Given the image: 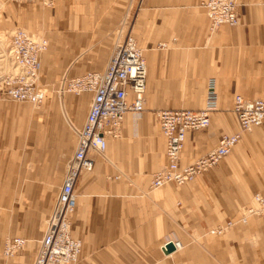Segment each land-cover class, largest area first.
<instances>
[{
	"label": "crops",
	"instance_id": "obj_1",
	"mask_svg": "<svg viewBox=\"0 0 264 264\" xmlns=\"http://www.w3.org/2000/svg\"><path fill=\"white\" fill-rule=\"evenodd\" d=\"M205 1L144 0L136 14L134 32L147 62L145 105L139 115L124 114L105 154L91 153L93 170L76 180L70 219L82 247L75 264H264V216L209 233L235 219L239 204L251 205L252 194L264 196V121L192 181L150 187L152 174L166 163L155 110L199 109L208 79L215 78L218 112L207 128L186 132L184 168L220 135L238 131L236 95L264 99V0H237L241 23L212 34ZM127 2L56 0L46 10L40 0H8L0 31L8 38L13 27L25 26L47 35L39 84L54 91L65 79L105 69ZM91 97L65 95L74 127L83 125ZM74 145L54 94L37 106L0 100V264H33ZM11 234L27 243L5 258L1 251ZM170 241L182 247L165 253Z\"/></svg>",
	"mask_w": 264,
	"mask_h": 264
},
{
	"label": "built area",
	"instance_id": "obj_2",
	"mask_svg": "<svg viewBox=\"0 0 264 264\" xmlns=\"http://www.w3.org/2000/svg\"><path fill=\"white\" fill-rule=\"evenodd\" d=\"M34 2L36 0H14ZM45 7L55 0H40ZM144 0H136L138 10ZM210 33L220 26H237L240 21L237 0H206L203 2ZM125 17L118 29L116 40L105 69L101 72H85L63 80L65 89L75 93L92 94L84 123L74 128V152L66 165L65 176L46 219L45 231L38 240L33 264H75L81 252L82 241L75 237L71 228V213L76 204L75 183L81 172L92 171L94 159L91 153L104 155L107 137H116L121 129L124 114L139 115L146 100L147 62L143 50L131 31L123 34ZM48 40L25 28H14L8 38L0 37V100L9 98L18 102L40 105L47 99V90L39 84L40 55L47 49ZM130 95V100L128 96ZM218 110L216 80L211 77L206 84L202 108L198 110L161 109L155 112L159 128L166 140V163L152 174V189L174 181L178 185L192 181L204 171L217 165L221 158L230 154L242 132L260 126L264 121V99L246 98L236 95L233 111L239 130L220 135L216 146L205 156L190 165L180 168V151L188 130L207 128L212 114ZM264 215V196L259 192L252 197L233 220H226L209 230L219 235L236 224H246L249 218ZM27 239L11 236L6 239L3 255L18 253ZM175 249L181 248L179 241L173 242Z\"/></svg>",
	"mask_w": 264,
	"mask_h": 264
},
{
	"label": "rangeland",
	"instance_id": "obj_3",
	"mask_svg": "<svg viewBox=\"0 0 264 264\" xmlns=\"http://www.w3.org/2000/svg\"><path fill=\"white\" fill-rule=\"evenodd\" d=\"M8 0H0V22L1 21H3L2 19H3V15H4V7L6 6V5H8ZM9 3H11V1L9 2ZM55 3H56V0H55V2H54V5L53 6H51V7H44L46 10L48 9V10H50V9H52L54 6H55ZM139 10H138V7H137V5H136V0H128V2H127V5H126V8H125V11H124V16H123V19L126 17L127 18V24H123L122 26H123V34H125V33H128V32H130L131 31V33H132V35L136 38V36H135V30H134V20H135V17H136V14H137V12H138ZM123 19H122V21H123ZM1 23H3V22H1ZM122 23V22H121ZM121 23L119 24V26L117 27V29L120 27V25H121ZM241 23V19H240V21H239V24ZM238 24V25H239ZM237 25V26H238ZM223 26H226V27H228V28H231V29H233V28H236L237 26H227V25H223ZM18 27H20V28H25V29H28L27 27H25V26H17V27H13V29L14 28H18ZM29 30V29H28ZM39 34V33H38ZM115 34H116V32H115ZM40 35L41 36H44L47 40H48V37H47V35L46 34H44V33H40ZM0 37H3L4 39H6V36L0 31ZM137 39V38H136ZM40 75H41V70H40ZM40 79V78H39ZM43 87H45L46 88V90H47V100L48 99H50V98H52V96H53V94H54V96L57 98V100H58V104H59V106H60V108H61V111H62V115H63V121H64V124H65V126H66V128H67V130L69 131V132H71L72 134H73V136H74V138H75V131H74V124H73V122L71 121V119L69 118V116L67 115V111H66V104H65V101H64V97H65V95H67V94H82V93H87V92H84V91H82V92H79V93H75V92H72V91H68V90H66L65 89V86H64V84H63V82L61 83V84H59V86L54 90V91H52V90H50L49 88H47L46 86H44L43 85ZM205 92H206V88H205ZM205 92H204V97H205ZM203 103H204V100H203ZM202 106H203V104H202ZM202 106H200V108H202ZM199 108V109H200ZM158 110H161V109H157V110H155L154 111V113L156 112V111H158ZM195 110H198V109H195ZM232 110H233V108H232ZM215 112H218V110L217 111H215ZM214 112V113H215ZM234 112V111H233ZM213 113V114H214ZM212 114V115H213ZM76 128H79L78 126H75ZM238 130H239V128H238ZM243 133V132H242ZM242 136V135H241ZM235 147V146H234ZM233 151H234V148H233V150L230 152V154L231 153H233ZM209 152V151H208ZM203 156H205V155H203ZM202 156V157H203ZM69 160V159H68ZM68 160L66 161V165H67V163H68ZM66 165H65V169H66ZM211 169V168H210ZM209 170V169H208ZM207 171V170H206ZM205 172V171H204ZM203 172V173H204ZM202 174V173H201ZM253 195L254 194H252V196H251V198L253 197ZM252 200V199H251ZM247 204L246 203H241V204H239L238 205V208H237V214L239 213V211L240 210H242V208L244 207V206H246ZM49 215V214H48ZM264 216V215H263ZM260 217H262V216H259V217H252V218H260ZM45 223H46V220H45ZM241 225H244V224H241ZM228 232V231H227ZM11 236H16L15 234H11ZM10 236V237H11ZM7 239V238H6ZM6 241V240H5ZM38 242V241H37ZM26 247V245L24 246V248ZM24 248L22 249V250H24ZM21 251V250H20ZM36 252H37V250H36ZM17 254V253H16ZM1 255L3 256V257H5V258H8V257H6V256H4L3 255V251H1ZM15 255V254H14ZM14 255H12V256H14ZM9 257H11V256H9ZM35 257V256H34Z\"/></svg>",
	"mask_w": 264,
	"mask_h": 264
},
{
	"label": "water",
	"instance_id": "obj_4",
	"mask_svg": "<svg viewBox=\"0 0 264 264\" xmlns=\"http://www.w3.org/2000/svg\"><path fill=\"white\" fill-rule=\"evenodd\" d=\"M174 248H175L174 243L172 241H170V242H167L165 244V246L163 247V250L165 253H169V252L173 251Z\"/></svg>",
	"mask_w": 264,
	"mask_h": 264
},
{
	"label": "bare ground",
	"instance_id": "obj_5",
	"mask_svg": "<svg viewBox=\"0 0 264 264\" xmlns=\"http://www.w3.org/2000/svg\"><path fill=\"white\" fill-rule=\"evenodd\" d=\"M14 1V0H13ZM30 3V2H29ZM43 5V4H42ZM43 7H45L44 5H43ZM74 128H76V127H74ZM252 130V129H251ZM251 130H249V131H251ZM211 234V233H210ZM215 235V234H214ZM220 235V234H219Z\"/></svg>",
	"mask_w": 264,
	"mask_h": 264
}]
</instances>
